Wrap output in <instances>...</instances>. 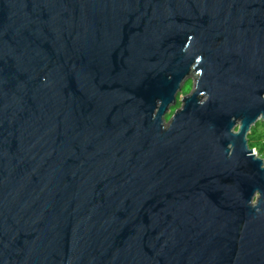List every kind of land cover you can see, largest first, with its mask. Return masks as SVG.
Returning a JSON list of instances; mask_svg holds the SVG:
<instances>
[{
  "label": "water",
  "instance_id": "water-1",
  "mask_svg": "<svg viewBox=\"0 0 264 264\" xmlns=\"http://www.w3.org/2000/svg\"><path fill=\"white\" fill-rule=\"evenodd\" d=\"M259 120L264 0H0V264H264Z\"/></svg>",
  "mask_w": 264,
  "mask_h": 264
},
{
  "label": "rangeland",
  "instance_id": "rangeland-1",
  "mask_svg": "<svg viewBox=\"0 0 264 264\" xmlns=\"http://www.w3.org/2000/svg\"><path fill=\"white\" fill-rule=\"evenodd\" d=\"M183 92H184V90H183ZM182 95H183V93L180 94V96H182ZM180 106H181L180 103H178L175 108L178 109ZM263 136H264V121L259 120L253 126L252 132L249 135V137L251 139H256L257 140L255 143H256L257 148L261 151L262 158H264V150L262 151V148L264 149V144H263V140H262L264 138ZM257 153H258V151H257Z\"/></svg>",
  "mask_w": 264,
  "mask_h": 264
},
{
  "label": "trees",
  "instance_id": "trees-1",
  "mask_svg": "<svg viewBox=\"0 0 264 264\" xmlns=\"http://www.w3.org/2000/svg\"><path fill=\"white\" fill-rule=\"evenodd\" d=\"M192 87H193V84L191 83V82H189V83H187L186 85H185V88H184V92H183V95L182 96H179L178 97V103H180V105H181V99L185 96V95H187V94H189L190 92H191V90H192ZM177 109L175 108V109H173L172 110V114L170 113V115H168V117H167V120H169L170 119V117L173 115V113L176 111ZM264 137V136H263ZM249 139V145H250V147L252 148V149H256L257 151H258V155H259V157H261L262 158V154H261V151L257 148V146H256V139H251L250 137L248 138ZM263 140V144H264V138L262 139ZM264 149L262 148V151H263ZM263 160H264V158H262Z\"/></svg>",
  "mask_w": 264,
  "mask_h": 264
},
{
  "label": "built area",
  "instance_id": "built-area-1",
  "mask_svg": "<svg viewBox=\"0 0 264 264\" xmlns=\"http://www.w3.org/2000/svg\"><path fill=\"white\" fill-rule=\"evenodd\" d=\"M253 153L259 156L256 149H253Z\"/></svg>",
  "mask_w": 264,
  "mask_h": 264
}]
</instances>
